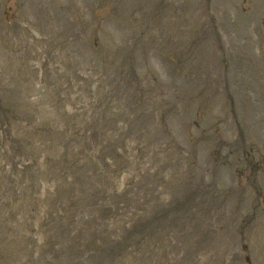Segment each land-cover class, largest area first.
<instances>
[{
	"label": "rangeland",
	"instance_id": "obj_1",
	"mask_svg": "<svg viewBox=\"0 0 264 264\" xmlns=\"http://www.w3.org/2000/svg\"><path fill=\"white\" fill-rule=\"evenodd\" d=\"M0 264H264V0H0Z\"/></svg>",
	"mask_w": 264,
	"mask_h": 264
},
{
	"label": "trees",
	"instance_id": "obj_2",
	"mask_svg": "<svg viewBox=\"0 0 264 264\" xmlns=\"http://www.w3.org/2000/svg\"><path fill=\"white\" fill-rule=\"evenodd\" d=\"M134 122L130 123H123L122 127H118L117 130L121 131L122 133L114 140L109 141L108 143H105L106 137H101L99 126L100 122H95L91 124V126L94 129L93 133H90L89 135L86 134L84 138H82V141L84 142V145L88 147V150H96L97 155L94 156V159H101L103 161V164L107 167H111V165L114 163V155L119 154V151L121 150L120 143L125 145V142L127 141L126 136L130 135L133 136V130H134ZM143 130H140V134H142ZM141 136V135H140ZM118 140H120L118 142ZM106 158L104 161L103 158ZM59 170H65L67 172L69 181H68V188L66 190V193L68 192L70 199H75L77 197L80 198L79 194H87L90 193L92 196L94 202L96 203V206L99 207L98 209H101L102 207L99 201L104 200L106 198H110L108 190L105 187L104 183V177L102 175V168H100L98 171H88V165L87 163L83 162L81 160V154L80 152L72 153V158L69 159V155L63 156V160L60 162V166L58 167ZM71 174V176H70ZM98 183V186H97ZM62 197V194H61ZM108 209L112 210L115 209L112 205ZM143 234V239L145 241V235ZM106 250L105 248H103ZM106 252V251H105ZM131 256V255H130Z\"/></svg>",
	"mask_w": 264,
	"mask_h": 264
}]
</instances>
